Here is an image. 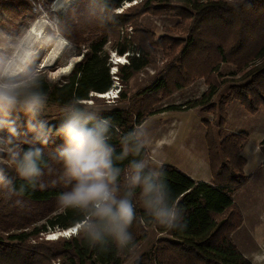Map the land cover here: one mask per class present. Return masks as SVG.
I'll return each mask as SVG.
<instances>
[{
  "label": "rangeland",
  "instance_id": "374dc122",
  "mask_svg": "<svg viewBox=\"0 0 264 264\" xmlns=\"http://www.w3.org/2000/svg\"><path fill=\"white\" fill-rule=\"evenodd\" d=\"M140 3L141 0L125 2L121 7L112 10L111 14L105 13L101 15L102 17L91 20L82 19L81 3L71 11L73 15L70 18L74 20V23L81 17V27L87 31L84 36H87L90 33L88 30L96 25L102 28L114 27L113 31L109 32L110 41L106 45L111 63L110 73L114 82L108 91L92 94L97 98L95 104L100 109L122 107L131 116L133 123L139 120L135 127L144 125L148 132L149 144L145 149L146 157L157 161L160 165H173L195 181L210 182L212 180L207 147L208 140L212 136L218 153V165L221 167V164H225L228 167L225 173L235 176V180H241V178L244 180V183L237 188L232 184V179L230 186L233 188L234 204L224 213L215 215V219L217 222L227 221L225 227H229L236 225L240 215V225L236 229L235 226L231 230L228 229V235L237 249L252 264H264V144H261L264 139V106H260L258 111L251 113L238 100L226 102L230 84L240 85L247 82L248 72L254 73L259 63L253 62L243 69L221 63L218 65L219 68L217 66L219 76L211 73L210 77H196L179 89H174L173 84L168 83L165 89L144 93V88L167 74L168 67L177 65V57L187 43L193 20L178 15L179 9L175 7H181V5L175 1H169L166 4L154 2L151 4L153 9H147L148 11L144 6H139L138 10L134 8ZM67 5L68 0H0V28L18 32L29 25L36 28L44 19L55 22L60 14L65 15L70 12ZM160 6H170L175 10L169 13L168 7L158 9ZM120 13L126 15L121 18L116 17ZM143 38H146L145 41L143 40V50L147 52L148 64L134 72L124 84L118 79V69L128 62V55L133 53L138 56L139 53L131 50L132 53L129 52L128 55L127 52L118 54L112 45L119 39L140 42ZM84 49V45L75 44L69 39V43L62 49L43 56L41 59L44 81L50 83L62 81L81 58V52ZM117 59L123 62H116ZM68 65H71L68 71H60L68 68ZM210 79L217 88L216 93L210 102L202 104L201 101L200 105L192 107L193 101L201 100L202 95L208 92ZM122 92L125 99L120 97ZM170 105H178L181 108L157 111ZM59 108L48 100V106L42 118L48 121L59 118ZM135 113L141 114L140 119L136 120ZM220 118L222 121H219L217 125ZM24 119L22 115L19 117L21 125ZM208 133L209 137L206 141ZM220 151L223 154H220ZM237 154L245 159L240 173L237 169L234 170V167L240 163ZM51 167L50 174L47 169L45 170L43 183H53L62 172L61 165L58 166L57 163L51 164ZM6 175L8 178L16 176L11 170L7 171ZM121 184H123V177ZM0 195L3 197L2 204L5 203L3 214L6 217L2 218L4 226L11 227L14 223L10 230L13 232L30 230L33 226L41 224L46 216L63 208L59 204V199L33 204L15 196L8 198L3 191H0ZM17 199H21L23 203L16 204ZM137 205L138 216H142L139 213L142 209L139 208L138 202ZM27 216L32 222L26 223ZM69 230L56 228L47 233H40L36 238L31 237L27 245L38 246L41 252H46L49 246L39 243L40 241ZM130 231L134 241L129 247L120 248L121 264H214L196 261L180 251V248L172 243V237L166 231H162L159 226L137 222L133 224ZM75 234L57 235V238ZM50 264H58V259L52 260Z\"/></svg>",
  "mask_w": 264,
  "mask_h": 264
},
{
  "label": "trees",
  "instance_id": "16d2710c",
  "mask_svg": "<svg viewBox=\"0 0 264 264\" xmlns=\"http://www.w3.org/2000/svg\"><path fill=\"white\" fill-rule=\"evenodd\" d=\"M133 0H106V8L102 16L111 14L112 10L121 7L125 2ZM169 1L179 3L181 7L178 15L185 18H192V28L187 38V43L177 57V65L168 67L167 74L159 77L152 85L143 89V92H156L165 89L168 83L173 84L174 89L181 88L185 83L196 77H210L211 73L219 76L218 68L221 63L234 65L237 69H243L253 62L259 63L255 72L249 71V80L244 84H230L229 95L226 102L232 100L240 101L248 112L255 113L260 106H264V0H141L140 5L134 6L138 10L139 6L147 7L146 11L152 10L151 4L158 2L166 4ZM169 5V4H168ZM168 7L167 10L174 11L170 6H160L158 9ZM82 9V19L88 16V10L84 4H80ZM174 8V7H173ZM148 9V10H147ZM172 9V10H171ZM165 14V12H164ZM73 13L59 17L70 27L69 39L75 44L84 45L81 58L75 63L70 73L57 83L44 81V91L48 100L61 107L71 98L81 97L87 100L92 99L95 103L97 98L92 94L103 93L110 89L114 79L110 73L111 63L106 49L110 41L109 32L114 27L102 28L99 25L91 27L87 36L81 27V17L74 20L70 18ZM124 13L116 15L123 17ZM101 16V17H102ZM127 39V38H126ZM119 39L112 45L118 54L138 51L135 56L132 52L128 55V62L122 64L118 69V79L124 84L130 79L134 72L144 68L148 64L147 52L143 50L146 38L140 42L134 40L127 41ZM122 42H119V41ZM144 40V41H143ZM134 46H130L131 44ZM135 46H137L135 48ZM218 66V68H217ZM246 66V67H247ZM175 70V72L173 71ZM172 73V75H169ZM259 73V74H257ZM244 75V77L246 76ZM257 74V75H256ZM213 80L208 81L209 90L202 95L201 100L192 102V107L205 102H210L217 91ZM120 97L125 99L124 93ZM207 99V101H205ZM191 103V102H189ZM180 106L170 105L163 110H178ZM223 109V108H221ZM102 115L111 117L126 133L137 125L133 123L131 116L122 107L102 108ZM140 119L141 114L134 115ZM222 121L220 118L217 121ZM50 125L55 128L60 122V117L49 120ZM209 133L206 135V141ZM238 140V139H237ZM240 142V141H238ZM63 141L59 137H53L47 145H41L45 159L53 165L54 161L49 159ZM112 143L120 150L119 141L114 138ZM261 144H264L262 139ZM25 147H27L25 145ZM208 152L210 155L209 166L211 168L210 182L195 181L185 172L173 165L164 164V178L174 199L179 201L182 210V227L166 231L173 239V244L178 246L180 251L192 257L196 261L210 262L214 264H252L236 247L230 239L228 229H235L241 223V216L234 226H227V221L217 222L215 215L224 213L232 208L233 185L240 187L244 180H235V176L225 173L228 167L225 164L218 165L216 144L209 138ZM141 153V155L145 154ZM220 154H223L220 151ZM238 155V154H237ZM240 155H238L239 157ZM132 157H129V160ZM240 163L234 170L240 173L245 159L240 158ZM128 163L125 160L121 167ZM60 164H58L59 166ZM123 177V176H122ZM121 177V179H122ZM18 189L23 181L16 176H10ZM55 184L45 183L47 187L43 190L38 187L28 189L23 197H19L33 204L47 203L54 199H59V195L65 191L66 187L56 180ZM139 192V189L136 190ZM3 197L0 195V264H50L54 259H58V264H121L120 248L109 242L107 245L92 246L82 236L77 234L70 237H58L57 239H45L39 243H45L49 247L46 252L36 247H30L27 242L30 238H36L40 233H47L53 229H68L75 226L76 214L72 210L61 208L52 215L46 216L44 221L33 226L30 230L10 231L12 226H4L2 218L4 216ZM20 212V211H19ZM139 213L143 216V211ZM26 217V223L32 222ZM18 229V228H17ZM44 253V254H42ZM39 257V259H38Z\"/></svg>",
  "mask_w": 264,
  "mask_h": 264
},
{
  "label": "clouds",
  "instance_id": "9594fccd",
  "mask_svg": "<svg viewBox=\"0 0 264 264\" xmlns=\"http://www.w3.org/2000/svg\"><path fill=\"white\" fill-rule=\"evenodd\" d=\"M80 3L88 10L86 20L100 17L106 8V0H68V10ZM69 28L59 17L18 32L0 28V191L19 198L28 189H45L42 178L52 167L41 145L55 136L63 143L49 159L61 165L58 180L67 188L59 195V204L76 214L75 233L90 245L112 242L127 248L134 241L130 229L137 222L167 230L182 227L183 213L171 195L163 166L141 155L149 144L144 125L124 133L93 101L75 96L59 108L58 126L53 128L42 118L48 96L41 58L69 43ZM125 160L128 163L121 167ZM9 170L24 182L18 189L6 175ZM137 202L143 216H138Z\"/></svg>",
  "mask_w": 264,
  "mask_h": 264
},
{
  "label": "snow or ice",
  "instance_id": "6c2138e0",
  "mask_svg": "<svg viewBox=\"0 0 264 264\" xmlns=\"http://www.w3.org/2000/svg\"><path fill=\"white\" fill-rule=\"evenodd\" d=\"M118 62H123V61H118ZM71 68V65H68V68H65V69H61L60 71H68V69ZM53 75H56V74H53ZM79 227V225H76L75 227L71 228L69 231L67 232H64V233H58L56 235H53V236H50L49 239H55L57 238V235H64V236H69L73 233H75L77 231V228Z\"/></svg>",
  "mask_w": 264,
  "mask_h": 264
},
{
  "label": "bare ground",
  "instance_id": "6f19581e",
  "mask_svg": "<svg viewBox=\"0 0 264 264\" xmlns=\"http://www.w3.org/2000/svg\"><path fill=\"white\" fill-rule=\"evenodd\" d=\"M118 61H120L119 59H117V61L116 62H118ZM117 64V63H116Z\"/></svg>",
  "mask_w": 264,
  "mask_h": 264
},
{
  "label": "built area",
  "instance_id": "2783aa9c",
  "mask_svg": "<svg viewBox=\"0 0 264 264\" xmlns=\"http://www.w3.org/2000/svg\"><path fill=\"white\" fill-rule=\"evenodd\" d=\"M73 227H75V226H73ZM73 227H71V228H73ZM71 228H68V229H71Z\"/></svg>",
  "mask_w": 264,
  "mask_h": 264
},
{
  "label": "crops",
  "instance_id": "0c3cea01",
  "mask_svg": "<svg viewBox=\"0 0 264 264\" xmlns=\"http://www.w3.org/2000/svg\"><path fill=\"white\" fill-rule=\"evenodd\" d=\"M191 177V176H190ZM192 178V177H191Z\"/></svg>",
  "mask_w": 264,
  "mask_h": 264
}]
</instances>
